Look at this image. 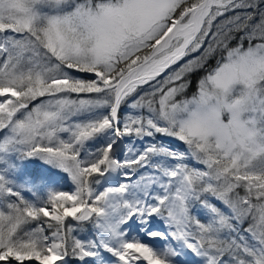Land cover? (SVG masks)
Returning <instances> with one entry per match:
<instances>
[{
  "label": "snow or ice",
  "instance_id": "snow-or-ice-1",
  "mask_svg": "<svg viewBox=\"0 0 264 264\" xmlns=\"http://www.w3.org/2000/svg\"><path fill=\"white\" fill-rule=\"evenodd\" d=\"M0 264H264V0H0Z\"/></svg>",
  "mask_w": 264,
  "mask_h": 264
}]
</instances>
